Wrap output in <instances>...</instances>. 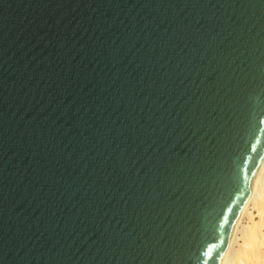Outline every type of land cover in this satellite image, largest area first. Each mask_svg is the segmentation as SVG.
Here are the masks:
<instances>
[{
  "label": "water",
  "instance_id": "water-1",
  "mask_svg": "<svg viewBox=\"0 0 264 264\" xmlns=\"http://www.w3.org/2000/svg\"><path fill=\"white\" fill-rule=\"evenodd\" d=\"M261 121L264 0H0V264H222Z\"/></svg>",
  "mask_w": 264,
  "mask_h": 264
},
{
  "label": "bare ground",
  "instance_id": "bare-ground-1",
  "mask_svg": "<svg viewBox=\"0 0 264 264\" xmlns=\"http://www.w3.org/2000/svg\"><path fill=\"white\" fill-rule=\"evenodd\" d=\"M264 236V162L235 224L222 264H246L259 253Z\"/></svg>",
  "mask_w": 264,
  "mask_h": 264
},
{
  "label": "clouds",
  "instance_id": "clouds-1",
  "mask_svg": "<svg viewBox=\"0 0 264 264\" xmlns=\"http://www.w3.org/2000/svg\"><path fill=\"white\" fill-rule=\"evenodd\" d=\"M246 264H264V236H262L259 242V253L247 261Z\"/></svg>",
  "mask_w": 264,
  "mask_h": 264
},
{
  "label": "snow or ice",
  "instance_id": "snow-or-ice-1",
  "mask_svg": "<svg viewBox=\"0 0 264 264\" xmlns=\"http://www.w3.org/2000/svg\"><path fill=\"white\" fill-rule=\"evenodd\" d=\"M261 123H264V121H261ZM261 131H264V129H262ZM259 142V141H257ZM252 150L255 151V145L252 146ZM255 175V173L253 174ZM244 177L245 180H247V171L245 170L244 172ZM212 247H209L206 251L203 252V264H208V261L212 258Z\"/></svg>",
  "mask_w": 264,
  "mask_h": 264
}]
</instances>
